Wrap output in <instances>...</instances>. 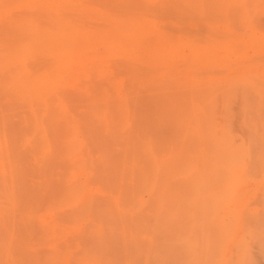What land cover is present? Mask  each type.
<instances>
[{"label": "bare ground", "instance_id": "bare-ground-1", "mask_svg": "<svg viewBox=\"0 0 264 264\" xmlns=\"http://www.w3.org/2000/svg\"><path fill=\"white\" fill-rule=\"evenodd\" d=\"M36 1L37 0H0V93L3 92L5 95L7 92L9 95L8 100L14 102V104L15 102H20L19 104H27L29 105L28 107H30L31 111L35 112V109L39 107L38 105H40V107L42 105L44 108H48L50 96L54 94L60 95L64 86H71L81 92H84L88 97L92 98L91 107L93 113L90 114V117L88 116L86 118H82L77 115L70 114L64 107H61V119H59V115L58 118L53 116L54 118L51 117V121L47 123L39 118V116H36L35 118L34 115L36 114L34 113L33 116L36 121H30V117H24V120L22 119L21 121L20 119V124L15 123V121L13 122L12 118L9 116H0V186L2 188V193H4L2 195H5L6 197V201L3 200L4 203L0 200L2 201L0 202V215L6 216V213L10 212L13 213L12 216H14V213L17 210L21 212V214L18 212L16 215L19 214V218L21 219L22 212L23 214L27 212L26 216L22 215V219L25 222V224H23L26 226L28 217L30 220L36 219L38 221L37 224H39L38 232H36L37 227L34 230H30L31 228L29 229L24 226L26 228L25 230L19 227L20 224H16V226L18 225L21 229L19 230L23 232L22 236L21 232L18 235L21 236L20 239L18 237V240L16 239L15 233V231L18 230L10 231V233L6 234L8 235L10 241L8 240V242L3 244V239L1 241L2 245L0 248L3 246V250H0V252H2L0 253L2 255V257L0 256V264H106L102 259V251L103 249H106L103 241L109 237L111 232H114L111 222V224H105L106 221V223H109L111 220H109V218L114 217L115 221L117 220L118 222L122 220V223L124 224L120 235L123 239L122 247L124 248L122 249H124L126 253L130 248H133L134 253L136 251L135 248L139 247L140 249V245L132 243L133 240H138L139 238L143 239L148 236L150 245H153L154 235L158 233L159 228L168 227L167 229H173L171 232L172 235L175 233V230H179L178 225L180 226L182 223L180 212H175V209L177 208H174L175 203L173 204L172 200V196H175L172 195V187L165 186L164 189L160 191V181L162 179L163 171L165 172V165L153 163L150 165L149 170H145V164L143 162L145 154L143 151L146 147V141L153 140V130L150 126L166 124V122H168L163 119L166 115L161 110H158L157 114L154 113V117L147 113L149 110L143 103L145 96L143 93L147 88L144 86H146L154 78V80H156V78L162 74L164 68L168 65V57L173 53L174 48H178L179 45L173 47L168 43L169 38L173 33L170 30L171 28H166L164 22L162 24V21L159 22L160 20L154 16L157 11L152 12V10H155V6L156 9L157 7L163 8L165 0H110V2L106 1L108 4L105 3V1H100V3L107 4L113 9V12L107 11V9L103 12L104 9L101 8L103 5H99L101 11L103 10L101 14L105 16H103L104 18L102 20L104 21L105 19L106 22H104L109 24L108 28L106 30L104 29L103 33L102 31L100 33L99 31L87 29V27H84L86 29L81 28L84 24H82L81 27H78L79 24L77 22L80 20L76 21L74 18V21L72 22L64 19V21L66 20L67 22L65 21L63 25L61 24V26H57L58 28L56 27V29L53 27L47 28L48 26L43 27L42 22H45L43 18H46L45 15L49 12V9L50 12L52 10L49 4L52 3L54 6L55 3L54 0H52L53 2H50L49 0L47 6V3H44V7H49V9H47L48 11L46 10V14H42L45 17L42 16V18H40L43 20L40 22V24L42 23L41 26L39 24L40 20H38V16V19L36 20L33 12H26L28 10L32 11L30 10L32 8L34 10L33 6H35V10L39 11V9H36L37 5L34 4ZM65 1L66 0L59 1V4L62 2L61 5H63L64 9L60 6L62 10L60 7V10H58L59 8L57 9L54 6L57 10L53 9L52 11L55 10L57 11V14L64 15L65 18H68V11L72 9L69 13L70 16L74 9L72 7L71 9L69 7L65 8ZM77 1H80L79 3L82 2V0ZM173 1L174 0H170L169 2ZM177 1L179 2V0ZM180 1L182 4H185V6L183 5L185 8H181V10L184 9L185 11L186 9L187 11V8H189L188 10H191L192 13L195 14L196 19L199 21V32L203 33L199 37L195 36L191 41L194 45V49H196L194 57L201 56L202 58L198 60L197 63L189 62L190 64H188L187 75L191 78L194 87H196V85L197 87L194 90H188L184 94L192 97V103L190 107L182 111V114L178 115V118L180 119L178 122H180V127L191 123L195 124L192 130H186L187 133H185V137L191 136V138L198 139L199 146L202 151L201 153H205V146L203 145L204 139L211 138L209 141L214 142L215 144L210 151L212 154L200 155V158L202 159L205 156L208 157L210 160L202 159L203 162L209 161L208 163L212 160L213 162H215V160H222V164L221 161H218L212 163V167L219 168L220 164V168L224 169H222L223 178L227 176L223 174L229 173L227 179L225 178L223 182L220 181L219 183L217 179H219L221 175L219 176L218 173L219 177L217 178L216 176L217 179H215V176H212L211 174L219 172L220 168L217 171H215V169V172L211 170V174L203 170L201 167H198L195 172H193V175L195 173L198 174V172L203 173L204 171L206 174L209 173L212 177V182L214 183L209 182L216 185L215 182L217 181V185L219 187L217 185L216 186L219 188V191L221 189L217 196L216 194L215 196H210L209 193L212 188H210L211 185L208 184V180H210V178L206 179L208 185H205V187L202 185V189L205 190L204 192L200 189L201 184L199 186V183H203L206 176L209 177L210 175L207 174L204 176L205 174H203L204 177L202 178L204 181L202 182V180H198L199 183L197 180L192 178L194 179L193 181L198 183L199 191L202 194L197 192V185L195 186L197 189L196 193H200L201 196H205L203 193H207L209 190L206 194V200L204 196H202L204 198V201L202 202V197L200 198L198 196L199 194H195L197 195V201L200 200L199 203L196 202L198 204V208L203 206L201 208H203L204 211H206L207 208L210 210V206L212 204L211 209H214V212L212 210V212L209 211L213 217L207 213L208 210L205 212L206 215L204 211L201 212L203 213L201 216L199 215L200 217L203 215L205 217L204 219L200 218V221H202L203 224V221H206L207 218L209 220L206 222L212 221V225H201V228L200 224L202 223L200 222L198 223L200 226L199 228L194 225L197 221L199 222L198 218V220L194 221V223L190 226L188 225V230L191 231V229H194L193 231L196 233L197 231H195V229L199 228V233L201 231V234H203L199 235L203 236V238L205 237L204 240H207V245L204 242L199 243V241H203V239L199 240V235H196L198 238L195 237L194 239L193 237L195 234L193 233V235H191L193 231H188L190 232V234L188 233V236L190 237V242L192 244L188 241L189 238H185L187 230L184 233L181 228L183 233L181 232V229L180 232L182 234L179 232L180 238L181 236L183 238V235L185 234L184 238L188 241V243H190L189 246L193 247H190V249H193L194 251L192 250L191 252L189 250V252L193 254H191V258L192 256L196 258L198 255L199 257L196 258V260L198 259L197 262L204 264L205 262L201 260V256L199 254L200 252H198V250L202 248L201 250L205 252L207 246L210 245V240L208 239L209 237L206 233L207 230H204L206 227H214L217 225V228H220V232L218 233L220 237L218 236L217 238L221 240L222 243L223 240L224 242H227L233 237L234 239L237 238L232 249L233 251L236 249L237 252H239V250L241 252V249L244 248V246H250L248 243H251V238L248 236L252 235V239L253 237L254 239H257L256 237L260 236L258 233L262 230V232H260L262 235L264 232L262 228H258V226L261 227L260 222L259 224H256L258 225L256 228H253V226L255 227L254 223L257 222H250L253 216L255 219L253 218L252 220H256V214H259L255 211V209L252 210L249 205V198L253 195L252 192L248 189H244L243 187L237 189V187L244 182L245 179L251 178L250 172L254 169L256 173H258L257 171L262 172L264 176V155H261L259 151H257L256 155H251L253 144L249 145L245 141L236 143L234 135L229 129L227 123H219L215 120L216 117H213L212 114L214 112L212 109L214 108L213 97L217 93V90L212 89V87L215 86L214 83L217 82V78L207 77L204 73H202V76L199 74L201 70L203 71L206 66L211 63H214L222 70H224L223 68H229L232 62L231 56L233 55V49L246 44L244 41L240 42L236 38H231V36L235 34L234 29H236L235 14L248 15V18L244 19L247 28L252 30V32L261 33L253 47L257 51L264 50V0ZM72 2L73 4H79L74 0H72ZM176 2L173 3L176 4ZM97 3L94 4L95 7L88 6V4L91 3H88L86 6L82 4L81 7L83 9L87 7L89 9L92 8L91 10L95 11L98 10L97 8L99 7ZM178 4L179 3H177V5ZM38 5H40V3H38ZM42 6L43 4L40 6L41 9ZM75 6L76 4H74V7ZM105 8L107 7L105 6ZM111 8L108 9L111 10ZM79 9L77 10L79 11ZM89 9L85 10L88 12ZM43 10L45 9H42V11ZM75 10L72 13H75L76 15ZM130 10L134 11L133 15ZM58 11L60 12L58 13ZM128 11H130V13H128ZM85 12L84 14H87V12ZM65 13H67V16ZM150 13H154L152 15L155 20L153 16H149ZM84 14H82V16ZM79 16H81V14H79ZM48 17L50 16L48 15ZM55 17L57 18L59 16L55 15ZM70 17L68 19H70ZM75 18L78 19L79 17ZM156 18L159 20L158 22L156 21ZM48 20H51V18H48ZM73 22H76L78 26H76V23ZM59 23H61V20ZM80 23L82 22L80 21ZM51 24L52 26L54 25L53 22ZM56 24L54 26H56ZM123 30L129 32L127 37L132 41L129 45V49L132 50L130 53L132 54L130 55V60L118 63L116 67L113 66L117 72L113 80H110L108 84L110 85V89L114 90L113 93L117 90V93L115 94L116 97H114L110 92V89L95 85L91 82V78L97 74L96 72L99 70L98 67L101 66L100 57L102 56H100L98 52V43L103 39V37H106V39H108V44L110 43L111 46H109L106 50L107 52L105 53L112 52V50L116 51L119 33ZM209 31L213 32L218 37H211V33L209 34ZM224 38L226 39L223 41L222 39ZM227 38L231 39L227 40ZM55 43L58 44L56 47L54 46ZM161 53L165 54V58H161L159 56ZM242 54H244V51L240 53V55ZM125 73L127 76H124ZM120 78L121 81H119ZM240 78L249 92L251 90L252 93L258 95L259 102L257 105L259 107L264 106V77H258L252 74L247 75L244 73ZM125 80L127 82L130 80L133 83H131L132 86H130V88L126 89V85L121 84V82H126ZM224 80L225 79H221L218 80V82ZM203 83L206 84L205 87H202ZM212 83L214 86H211ZM207 85L208 87L211 86V88H208ZM248 90L244 93L248 92ZM178 96H180L178 93L166 91L164 98L173 102ZM186 101L188 105V100L186 99ZM174 103L176 108L183 109L186 107V103ZM162 106L164 105L158 104L157 109ZM245 109H248L247 105H245ZM245 112L249 113L248 110ZM248 118L247 120L251 122V127H255L257 130L259 127L260 129L264 127V116L261 113H258L255 118ZM32 119L33 118H31V120ZM23 121L25 124L21 123ZM21 126H26L27 130L21 131ZM79 130L81 133H84V139L78 137L77 134L79 133ZM257 136L259 138L257 141L264 143V132L257 133ZM91 139L93 142L98 139L96 142V146L98 147L97 153L92 152L93 142ZM111 142L116 143L117 146L115 148L120 154L123 153L121 156L123 160H120L121 162L117 161L116 164L110 161L109 158V151L112 150L110 148ZM219 142H226L227 145H222ZM97 144H100V146ZM123 144H125L124 147H118L123 146ZM22 145L26 146V150L21 148ZM21 150H23V152ZM58 159H60V161H58ZM251 159L254 163L250 162ZM189 160L193 161L194 164L191 166H194V158H189ZM196 160L199 161L200 159L196 158ZM56 162L59 163V165H56ZM71 163L75 164L74 168L70 167ZM208 163L205 164L208 165ZM196 165L198 166L199 163H196ZM58 166H62L61 171L59 172L62 173V177L59 178L55 176L56 168ZM191 166L188 167L187 165V169L189 168L193 170L194 167H192V169L190 168ZM209 166L211 168V165H208L207 167L206 165L204 166L203 163V168L207 167L205 169H208V171L210 170ZM200 168L203 172L202 170H198ZM189 169L187 171L191 172ZM79 170L86 172L89 179L94 182L99 189H101V191L106 195V198H110V201L108 200L109 202H106L109 203L107 207L106 204H102L101 201L100 203L97 202V197L95 198V196L85 197V192L87 191L86 183L75 178V172ZM222 170H220V173ZM118 172H122L121 176ZM254 172L251 173L253 174ZM168 174H171L174 181L176 180L175 177L177 173H174L172 166L169 167ZM213 178L216 181H214ZM30 179L33 180L31 183L29 181ZM129 179L131 180V183L128 182ZM220 180H222V178H220ZM193 181H190V188L193 186ZM191 182L193 183L191 184ZM134 183L137 184V186ZM206 187H208V189H206ZM31 188L33 191H38L40 193H35V195L32 196L33 192L29 194L28 191ZM192 188L194 190V187ZM217 188L213 186L212 190H217ZM262 189L264 191V184ZM146 191L149 194L148 200L144 198ZM188 191L186 195L190 196L193 191L190 190L192 192L189 191V195ZM42 192L45 195L51 192L53 197V200L51 201L52 203L46 207L43 212H41L42 210L36 211L37 209L35 210V208L37 206L33 208L34 203L37 201L39 202L40 199H38V197L42 194ZM214 193H216V191H214ZM214 193L211 192V194ZM181 194L182 193H180V196L184 197V195ZM186 195V199L183 200L184 202L185 200L188 201L194 199V193L193 197H191L193 199H187ZM208 196L213 197L210 198L211 201L208 199ZM263 197L264 196H262V198ZM98 200L101 199L99 198ZM195 200L196 199H194V201ZM7 201L8 203L5 204ZM194 201L190 202L193 203ZM205 201L210 203V206L206 205ZM177 202L178 201H176V203ZM200 202L202 204L204 202L207 208L204 204L200 205ZM260 202H262V200ZM186 203L187 202H185V205L189 206V204ZM191 203V210L194 212V210L196 211L198 208H193L194 206H197H192ZM23 204L26 205L24 206L26 207L24 210L21 208ZM238 204H242V207L239 208ZM262 205L264 204L262 203ZM187 206H185V208L188 209ZM65 207L67 208L66 210L61 213L58 212L59 209ZM179 207L181 208L183 206ZM20 208L22 211H20ZM109 209L110 211L112 210L111 214H109ZM184 210L185 209L180 211ZM188 210H190V208ZM191 210L189 212H191ZM199 210L200 209H198V211ZM163 211L167 215L161 216ZM51 212H55L53 219L50 222L46 221L44 218L45 215ZM175 213H177V216L180 214L179 217L181 220L179 217L176 218L178 220L176 222L179 223L176 226L178 229L174 230V223H176L174 222L176 220ZM196 213L197 211L191 215H196V217H198V213ZM145 216L147 217V220L145 219ZM187 216L190 217V214L187 213ZM232 216H235L240 222L236 227H232L229 222V218ZM9 217H11V214ZM17 217L15 216L16 219H19ZM24 217L27 218L24 219ZM11 219L14 220V217L10 218V220ZM16 219L14 221L15 223L17 221ZM3 220L6 221V219ZM193 220L191 222H193ZM11 221L9 222L10 224ZM83 222L88 226H81L80 224ZM188 222L191 223L190 221ZM0 223L2 224L3 222L1 221ZM5 223L7 226L10 225L7 222ZM23 224L21 223V225ZM192 225H194V228H192ZM251 225L252 227H249ZM11 226H13V224H11L9 228ZM55 226L58 228L56 229ZM248 227L257 229V236L255 235L256 233L251 234V232L248 231ZM262 227L264 228V226ZM209 229L210 228H208V230ZM7 232H9V230ZM246 232H250V234H246ZM27 233L34 236L37 234L38 236L32 240H28L26 236L28 235ZM244 233L248 236H245ZM94 234H96V239L93 237ZM179 234L174 235L175 238H178ZM206 236L208 238H206ZM243 237L244 239L246 237L248 239L250 238V241L246 240L247 245H245V241L243 242ZM175 238L171 240V245L169 243L170 247L165 249L166 252L163 254V258H165L166 254L170 255L168 252H171L172 254V245L175 243ZM85 239L93 245L90 246L85 244ZM19 240H21L22 243L19 242ZM183 240L184 239H182V242L179 240L181 246L184 242H186V240ZM222 243L219 247H216V250L220 249V252L218 251L219 254L213 253V255L215 254V257L218 255L220 256L215 259L214 256H212L211 262H214V264H231V257H235L236 254L234 255L230 253L232 250L230 251L229 248L231 246L229 244L222 245ZM242 243H244L243 247H241V249H237V247H240L238 246L239 244L242 246ZM200 244L202 245L201 247H199ZM260 246L262 248V244ZM210 247L211 246L208 248L209 250L207 249L208 251H211ZM182 248L181 250L183 251ZM96 249L99 250L96 251ZM17 250H20L21 253L19 251L17 252ZM77 250L83 251V255L81 257H75L77 254L75 251ZM244 250L245 252L247 251L245 248ZM42 251L44 252L42 253ZM139 251H142V254L140 253L141 256L145 252V250L143 252V249L137 250V252ZM137 252L135 254H137ZM126 253L124 252L123 256H125L124 254ZM229 253L232 254L230 255V259ZM249 253H251V251L248 252V254L246 253L247 255L244 252L240 253V258L237 262L239 264H247L248 260L251 261L252 258L251 260L248 259L249 256H251ZM128 256V258L125 257L127 260L122 257L124 261L119 258V261L122 260V263H120L123 264V262H125V264H134L137 259L132 261L130 254ZM141 256L139 257L141 258ZM236 256L237 258L239 257L238 255ZM188 257L190 258V255ZM134 258L135 257L133 255V260ZM159 258H161V256ZM194 258H192V260H194ZM213 259H218V261L216 262ZM234 259L235 258H233V260ZM233 260L231 262H233ZM119 261L116 260L114 262L113 260L111 264H120ZM186 261H188V264H200L195 263V260L194 263L193 261L190 263V260ZM234 264H237L236 260L234 261ZM248 264L250 263L248 262Z\"/></svg>", "mask_w": 264, "mask_h": 264}, {"label": "rangeland", "instance_id": "rangeland-1", "mask_svg": "<svg viewBox=\"0 0 264 264\" xmlns=\"http://www.w3.org/2000/svg\"><path fill=\"white\" fill-rule=\"evenodd\" d=\"M37 1H41V2H37ZM37 1H36L37 4H36V2L34 3L35 5L38 6V7L36 6V9H39V11H40V9H41L40 6L43 4L42 9H45V10L42 11V9H41V11L39 12L38 10H35V6H33L34 10L32 8V9H30L32 11L28 10L26 12H30V13L33 12L34 18L36 17L35 18L36 20L39 17V19H38V20H40L39 24L43 20L45 22L49 21L48 23L47 22L46 23L42 22L43 24L41 23L43 25V27H47L48 26L47 28H50V27L52 28L53 27V28L56 29L57 26L59 27V25L61 26V24L62 25L64 24V22L66 21V20L64 21V19H67V21L69 20V21L72 22V21H74L73 20V18H74V19H76V21L80 20L82 22V23H80V21L77 22L79 24V26H78V24L76 22H73V23H76V26L81 27L82 24H84V26H82L81 28L87 27V29H91L93 31H99L100 33L102 31V33H103L104 29L106 30L108 28L109 24L105 23L106 22L105 19H104L105 22L102 20L105 16L101 14L102 11H103V10L101 11V8L104 9L103 12H105L106 9H107V11H112L113 12V9L109 5H107L108 3L106 2V1L110 2V0H84V1L82 0L81 3H79L80 1L78 2L77 0H74L75 2L79 3V4L74 3V4H76L75 7H74V4H73L72 0H70L72 2V5H71V2L69 0H66L65 3H64V5H65L64 7L65 8L69 7L71 9V7H72L74 10L76 9L75 10L76 11V15H75V13H72L74 10L71 12L70 16H72V17L69 16V13H70V11L72 9L70 11H68V18L70 17V19H72V20H70L68 18H65L64 15L57 14V11H55V10H54L55 12L52 11L53 9H56V8L58 9L60 6L63 8V5H61L63 1L59 4V1H61V0H54V3H55L54 6L56 8L52 5V3H50L49 5H50V7L52 9L51 12H50L49 7H44L45 6L44 3L45 4L47 3L46 4V6H47L48 3H49V0H47V1H45V0H43V1L42 0H37ZM97 1H98V3H97ZM100 1L101 2L105 1V3H107V4L100 3ZM112 1H114V0H112ZM169 1L170 0H165V3H164L165 5L163 6V8L162 7L161 8L157 7V9H156L155 8L156 6H155L154 7L155 10L154 11L152 10V12H156L157 11L158 14L157 13H155V14L154 13H150L149 16L151 17V16H153L152 14H154V16L157 17L160 20L159 21L156 18L157 22L158 21L159 22L162 21L161 23L163 24V22H164V25L166 26V28H171L170 30L173 33L171 34V37L169 38V42L168 43L170 45H172L173 47L176 46V45H179V46H178V48L175 47L174 50H173V53L168 57V65L164 68L162 74L160 76H158L156 78V80H154L155 78L154 79L152 78L153 80H151L146 86H144L145 88L146 87L147 88H146V91L144 90V93H143L145 95L144 99H143V103L145 104V106H147V108L149 110L147 113L150 116L154 117V113L157 114V111L161 110L166 115L163 119L165 121H168V122H166V124L150 126V128H152V130H153V140H147L146 141V147H145V150L143 151L145 153L144 157H143V162L145 164V167H144L145 170H149L150 169V165L153 164V163L154 164L155 163H159V164H164L165 165V172L163 171L162 179L160 181V191H162L165 186L172 187V195L176 196V200H175V196H172L173 204L175 203L174 204V206H175L174 208H177V209H175V212L179 211L180 214H181V215L178 214V216H177V213H175L176 214L175 219L178 218L179 215H180V217L182 218V223L180 221L181 224L179 226L178 225L179 222H176L178 220L176 219L174 221V222H176V223H174L175 224L174 230L178 229L176 227L177 225L179 227V230L178 231L175 230L174 231L175 233L172 234V235H171V232H172L173 229H171V228L167 229L168 227L159 228L158 233L154 235V243H153V245H150V243L148 241L149 240L148 236H146V238H143V239L139 238L138 240H133L132 243L140 245V249H139V247H137L138 249L135 248L136 249L135 253L137 252V250H142L143 249V252L145 250V252H144L145 254L143 253V255H142L144 257V259H143V257L140 255V253L142 254V251H139V252H137V254H135L133 248H130L127 253H126V251L124 249H122L124 247H122L123 239L121 238L120 233L122 231V228L124 227V224L122 223V220H120L119 222L116 220L117 221L116 222L114 217L109 218V220L111 219L112 221L108 220L109 223H106L107 222L106 221L105 224H111L112 223V225H113L112 228H113L114 232L113 233L111 232L109 234V237L103 241L105 243V248L106 249L105 250L103 249V251H102V259L105 261L106 264H111V262L113 260H114V262L116 260L119 261V258L122 259V257L124 259L129 254H130V257L132 258V261H135V259H137L136 260L137 262L135 261L134 264H188L187 263L188 261H186V260H190V263L192 261H193V263L195 261H196L195 263H200V262H197L198 259L196 260V258L199 257V256L197 255V257H196L194 255L196 258H194L192 256V258H194V260H195L194 261L191 258V254L192 253L189 252V250L192 252L193 249H190L191 246H189V245H190L191 242H190V237L188 235L194 229H191V231L188 230V225L190 226L192 223H194V221H197L198 218H199V222L197 221L194 225H196L199 228H200L201 225H208V224L212 225L211 224L212 221L206 222V221L209 220L207 218H206V221L205 220L203 221L204 224L202 223V221H200V218H202V219L205 218L204 215L202 217H200L203 214L201 212L204 211V209L201 208L203 206H200V208H198V206H197L198 204L197 203H199L200 200L197 201V198H196L197 195H195V194H199L198 196L200 198L202 196H204V195L201 196L202 193L199 191V186L201 184V186H200L201 188L200 189H201L202 192H204L205 190L202 189V185L205 187V185L209 184V185H211L210 188L212 187L211 188V192L214 193V191H216V193H214V194H211V192H210L209 193L210 196H212V195L215 196V194L217 196L218 193L221 191V189L219 191L218 190L219 188H217L218 182L219 183H220V181L223 182L225 180V178L227 179V176L229 174V173L225 172L226 174H223V175H227V176L226 177L224 176L225 178H223L222 173H223L224 169L222 168L223 169L222 170L220 168L221 167L220 164H219V168H220V170H222L221 173H220V170H219V172H215V171H217L219 169L218 167H215V168L212 167V163L221 161V164H222V162H223L222 160H215V162H213V160H212V161H210V163H208L209 161L208 162L207 161L203 162V160H202V159L210 160L208 157L205 156L202 159L200 158V155L212 154L210 151L215 146V144H214V142L209 141L211 138L204 139L203 145L205 146V148H204L205 153H201L202 151H201V148L199 146L198 139L191 138V136L185 137V133H187L186 130H192L193 126L195 124L191 123L189 125H183L182 127H180V125H179L180 122H178V121H180V119L178 118V115L182 114V111L184 109H187L188 107H190V105L192 103V97H190L188 95H184V94L188 90H190V89L194 90L197 87V85H196V87H194V84H193L191 78L187 75L188 64H190L189 62H196L197 63L198 60H200L202 58L201 56L194 57V53H195L196 49H194V45L191 43V41L194 39L195 36H198V37L201 36L203 32H199L200 31L199 28H198L199 21H198V19H196L195 14H193L191 10H188L189 8H187V11H186V9H185V11H184V9L181 10V8H185V7H183V5L185 6V4H182V2L180 0H179V2L177 0H174L173 2L177 1L176 4L173 3V2H169ZM50 2H53V1L50 0ZM66 2H67V4H66ZM38 3H40V5H38ZM88 3H91V4H88ZM96 3L98 4V6L99 5L100 6L103 5V6L101 8L99 6L97 8L98 10H95V11L93 10L92 11L91 7H95L94 4H96ZM177 3H179V4L181 3V4L177 5ZM82 4H84L85 6L87 4H88V6H91L90 7L91 9H89L88 7L85 8V9H89L88 10L89 13L85 9H83L81 7ZM57 5H58V7H57ZM104 5L107 8H105ZM149 5H151V4H149ZM181 5H182V7H181ZM77 6H79L80 9ZM52 7H54V8H52ZM60 8L58 10H60ZM62 8H61V10H62ZM108 8L109 9L111 8V10H109ZM47 9H49V12H47V14H46V10ZM77 9H79V11L81 13ZM83 10H85L87 12V14H84L85 11H83ZM34 11H37L39 13L34 12ZM130 11L132 12L131 14L133 15L134 11L133 10H130ZM130 11H128V13H130ZM59 12L60 11H58V13ZM44 13L46 14L45 16H46L47 19L43 18V20H41L40 18H42V16H44V15H42ZM50 13H51V15H50ZM66 14L67 13H65V15ZM79 14H81V16H79ZM82 14H84V15L82 16ZM107 14H109V13H107ZM48 15L50 17H48ZM55 15L56 16L58 15L59 17L56 18ZM154 16H153V18H154ZM75 17H79L80 19L79 18L77 19ZM48 18L49 19L51 18V20H53V21L48 20ZM53 18H55V19H53ZM246 18H248V15L235 14V20H236L235 21V26H236V29H234L235 30V34L232 35L231 38H236L240 42L244 41V42H246V44L242 45L241 47H236L235 49H233V53H232L233 55L231 56V59H232L231 66L229 68H223L224 70H222V69H219V67L217 65H215L214 63H211V64H208L203 71L201 70L199 72V74L202 76V73H204V75L207 76V77L217 78V82L214 83L215 86L213 85V83L211 84V86H214V87H212V89L217 90V93L213 97L214 108L212 109V111L214 112V113L212 112L213 113L212 115H213L214 118L216 117L215 120H217L219 123H223V122L227 123L229 129L231 130L232 134L234 135V139H235L236 143H241L242 141H245L249 145L253 144L252 145V149H251L252 150V154L251 155H256L257 151H259L261 153V155H264V143L257 141L259 139L258 136H257V133H263L264 132V127L261 128V129L259 127L258 130H257L255 127H251L250 126L251 122L247 120L248 117L250 119L251 118H255L258 113H261L264 116V106H260L259 107L257 105V103L259 102L258 95L252 93L251 90L249 92V90L245 87V85L242 83V80L240 78L242 76V74H244V73L247 74V75L252 74V75H256L258 77H264V50L257 51L253 47L254 44H256L257 38H259L261 33L260 32H256L255 33V32H252V30L248 29L246 24H245V22H244V19H246ZM56 19H58V20H56ZM60 20H61V23H59ZM154 20H155V18H154ZM50 22L51 23L53 22L54 25L56 23H59V24H56V26H54V25L52 26V24ZM84 29H86V28H84ZM210 33H211V35H210L211 37H218L213 32L209 31V34ZM26 34H28V33H26ZM128 34H129V32H127L126 30H123V31H121L119 33V39L117 40L118 41V46H117V50L116 51H113L111 49L112 52L105 53V52H107L106 50L109 48V46H111L110 43L108 44V42H107L108 39H106V37H103V39L98 43V46H97L98 52H99V55L102 56V57H100L101 66L98 67L99 70H98V72H96L97 74H95L91 78V82L92 83H94L97 86L107 87L108 89H110V85L108 83H109L110 80L111 81L113 80V78H114V76H115V74L117 72V71H115L113 66L116 67V65L118 63H121L122 61L130 60V58H131L130 55L132 53H130V52L132 50L129 49V45L131 44L132 41H131L130 38L127 37ZM231 38H227V40H229ZM225 39L226 38H224L222 40L224 41ZM57 45H58L57 43L54 44L55 47ZM242 51H244V54L240 55V53ZM159 56L161 58H165V54L161 53V54H159ZM124 76H127L126 73H125ZM221 79H225V80L218 82V80H221ZM119 81H121V78H120ZM131 83L132 82L130 80H128V82L127 81L126 82H121L122 85L123 84L126 85L125 86L126 89L130 88V86H132L133 83L132 84ZM205 83H203L202 87L206 86ZM211 86H209V87L211 88ZM207 87H208V85H207ZM100 89H101V87H100ZM140 89H142V88H140ZM246 90H248V92L244 93ZM0 91H1V89H0ZM127 91H129V90H127ZM166 91L178 93L180 96H178L172 102L171 100H167V99L164 98V95H165ZM110 92L113 94L114 97H116L115 94L117 93V90H115V93H113L114 90L110 89ZM0 94H1V97H0V116L1 115L9 116V117L12 118V121L13 122L15 121V123H17V124L20 122V119H21V121H22V119L24 120V117H27V118L30 117V119H29L30 121H33V120L36 121L35 120L36 116H39V118H41L42 120H44V122H47V123H49V121H51V117H53V116L56 117V118H58L60 116L59 119H61L62 118V116H61V112H62L61 107H64L70 114H74V115H77V116L82 117V118H86L88 116L90 117V114L93 113V110H92V107H91L92 98L88 97L84 92H81L80 90L76 89L75 87H71V86H64L63 90L60 92V95L54 94V95L50 96L49 97V102H48V108H44L42 105H41V107H40V105H38L39 107L35 106V107H37V109H35L37 112L36 111L32 112L30 107H28L29 105H27V104L25 105L23 103L19 104L20 102H15V104H16L15 105L14 102L8 100L9 99V95H8L7 92L5 93V95H4L3 92H1ZM186 99L188 100V105H187ZM174 102H179L181 104H185L186 103V107L183 108V109L176 108ZM11 103H13V104H11ZM158 104L164 105V106H162L161 108L157 109ZM245 105H247L248 109H245ZM246 110H248L249 113H246L245 112ZM34 113L36 115H34ZM33 115L35 116V118H34ZM101 117H103V116H101ZM31 118H33V119L31 120ZM17 119H18V122H17ZM61 122H62V120H61ZM21 123L25 124L24 121L21 122ZM17 127H18V125H17ZM26 130H27L26 126H23V127L21 126V131H26ZM82 133L79 130V133L77 135H78V137L84 139V133L83 134ZM97 141H98V139L95 142H93V140H92V142H93L92 143V147H93L92 152L93 153H97L98 152V147L96 146V142ZM219 143L222 144V145H227L226 142H219ZM97 145L100 146V144H97ZM124 145L125 144H123V146H118V147H124ZM110 146H111L110 148L112 149L111 151H109L110 161H112V162H114L116 164L117 161L123 160L122 157H121L123 155V153L120 154L115 148L117 146L116 143L111 142ZM21 148H23V150H26V146H24V145H22ZM23 150H21V151L23 152ZM189 158H194V162H195L194 166H191L194 163H193V161L189 160ZM196 158H199L200 160L198 161V160H196ZM58 161H60V159H58ZM250 162L254 163V161H252V159H251ZM196 163L197 164L199 163V165L197 166ZM203 163H204V166L206 165L207 167H208V165H211V168L209 166V168H210L209 171H208V169H205L207 167L203 168ZM205 163H208V165L205 164ZM56 165H59V163H57ZM187 165H188V167L191 166L190 168L194 167V169L192 168L194 171L188 168L189 170H191L192 173L190 171H187L188 170L187 169ZM171 166L173 167L174 173H177L176 177L178 176L177 178L175 177V179H176L175 181H174L173 177L171 176V174H168L169 173V167H171ZM70 167L74 168L75 164L71 163ZM198 167H201L203 170H205V171H207L209 173H210L211 170L214 171L216 169L214 171L215 174L214 173H212V174L210 173V174L212 176H215V179H217L221 175L219 177V179H217L218 182L213 178L214 181H216L215 183H216L217 186L215 184H211V183H214V182H212L211 175L209 173H207L210 176L209 177L206 176L207 175L206 172L204 171L205 172L204 173L201 168L198 169V170H202L203 173L196 171V172H198V174L195 173L193 175V172H195V170ZM61 168H62V166H58L56 168L55 176L58 177V178L62 177V173H59L61 171ZM252 170H253V168H252ZM254 171H255V169L253 171H251V172H254ZM251 172H250L251 178L250 179H245V181L242 182L237 187V189H239L240 187H243L244 189H248V190H250L252 192L253 195L250 196V198H249V202H250L249 205H250L252 210L255 209V211L258 212L259 214L258 215L256 214V216H257V217L255 216L256 220H252L254 218L253 215H255V214H253L252 215L253 218H251L250 222L251 221H252V223H254L253 221L257 222V223H254L255 227L253 226V228H256V226H258L256 224H259V222H260L261 227L258 226V228L259 229L262 228L264 230V228L262 227V226H264V209H263L264 205H262V203L264 204V202H263L264 197L262 198V196H264V191L262 189L263 188V184H264V179H263L264 176H263L262 172H259V171H257L258 173H256V171H255L254 172L255 174L254 173L252 174ZM121 173L118 172V174L120 176H121ZM218 173H219V176H218ZM203 174H205L204 176H206V178H205L206 184H205V181L202 178V177H204ZM196 175H200V176H196ZM252 175H254V176H252ZM190 176H193V177H190ZM194 176H196L197 178L194 177ZM216 176H217V178H216ZM262 176H263V178H262ZM75 178H77L78 180L86 183L87 191L85 192V197L95 196V198L97 197V202L100 203V201H101V203L102 204H106V207H107V205L109 203H106V202L110 198L109 199L106 198V195L101 191V189H99V187L94 182H92L89 179V176H88V174L86 172L80 171V170L76 171L75 172ZM192 178L197 180V182H198V180L199 181L202 180V182L203 181L204 182L203 183H199L198 182L199 183V186H198V183L193 181L194 179H192ZM207 178H210V180H208V184H207V180H206ZM220 178H222V180H220ZM188 179H190V180H188ZM191 180L194 183L191 182V184L193 183L192 184L193 186H191V188H190V181ZM29 181L31 183L33 180L30 179ZM188 181H189V183H188ZM128 182L131 183V180L129 179ZM135 185L137 186V184H135ZM196 185L198 186V187H196V188H198V190L195 188ZM212 185L215 186V188H217V190H215V189L212 190L213 189ZM192 187H194V190H193ZM208 187H206V189H208ZM188 188L190 190H192L193 192L190 191ZM56 190H59V189H56ZM188 190L190 192H192V194H190V196L186 195ZM196 190H197V192H200L201 194L200 193H196ZM28 191H29V194L33 192L32 196L35 195V193H37V194L40 193L38 191H33L32 188L29 189ZM189 191H188V195L190 193ZM183 192L184 193L186 192V193L184 194ZM208 192H209V190L207 191V193ZM49 193H47L45 195L42 192V194L39 195V197H38V199H40L39 202L37 201V202L34 203V206L32 205L33 208H35L37 206L35 208V210L37 209L36 211H38V210L41 211L42 210L41 212H43V210L52 203L51 202L53 200L52 193L51 192H49ZM173 193H176V194H173ZM180 193H182L184 195V197L180 196ZM193 193H194V199H196L195 201H194L193 198H191V197H193ZM207 193L206 192L203 193V194H205V196H204L205 200L207 198L206 197ZM2 194H4V193H2V188L0 186V200L6 201L5 200L6 199L5 195H2ZM43 194H44V196H43ZM185 195L187 196V199H189V198L193 199V200H188V201L185 200V202H187L190 207L185 205V202L183 201L184 199H186ZM210 196H208V199L213 198V197H210ZM107 197H109V196H107ZM178 197H179V199H178ZM180 197H181V199H180ZM99 198L101 200H98ZM144 198L146 200L149 199V194H148L147 191L145 193V197ZM204 198L202 197L201 202L204 201ZM261 200H262V202H260ZM2 201H0V202H2ZM4 201H3V203H4ZM176 201L180 202L181 205L178 202H177L178 203L177 204ZM190 201H194V202L191 203ZM207 201H205V204L210 206V203H208ZM210 201H211V199H210ZM201 202H200V205L202 204ZM6 203H8V201L5 202V204ZM190 203L192 204V206H194V205L197 206V207L194 206L193 208L200 209L199 211H198V209L196 210L197 213H198V217H196V215H193V216L191 215L192 213L194 214V212H196V211L194 210V212H192L193 210H191ZM194 203H196V204H194ZM176 204H177V206H176ZM203 204H204V202H203ZM3 206H4V204H3ZM24 206H26V205L23 204L21 206V208H23L22 210H24L26 208ZM179 206H183V207L180 208ZM185 206H187L188 209L190 208L191 212H189L190 210L185 208ZM259 206H261V207H259ZM104 207H105V205H104ZM238 207L241 208L242 204H238ZM21 208H20V211H22ZM206 208H207V206H206ZM211 208H212V204L210 206V210H208V208H207L206 211H204V213L207 212V210H208L207 213H209L211 215L210 212H212L214 210V209L212 210ZM66 209H67L66 207L62 208V209H59L58 212L61 213V212H63ZM183 209H185L184 211H186V212L180 211V210H183ZM201 209H203V210H201ZM18 212L19 211L16 210V212L14 213V216H12L13 213H10V212L6 213V216L5 215L4 216L0 215V222L1 221L3 222L2 224L0 223V236H1L0 237V246L3 243L8 242V240L10 241V239L8 238V235H6V234L10 233V231L18 230V231H15L17 240H18V237L20 239L21 236L23 235V232L20 231L21 229H25L26 230V228H29V229L31 228L30 230H32V229L34 230L37 227L36 228V230H37L36 232H38V229H39V224H37L38 221L36 219H31L30 220L29 217L28 218L24 217V219L27 218V222H28V224L26 222V226H25L24 225L25 222L22 219V217H23L22 215L26 216L27 212L24 213V214L22 212L21 219L19 218L20 217L19 214H21V212H19V214L16 215V213H18ZM111 212H112V210L110 211V209H109V214H111ZM183 212H184V214L182 215ZM187 213L190 214L191 218L189 216H187ZM10 214H11V217H9ZM54 215H55V212L47 213L44 218L46 219V221L50 222L53 219ZM165 215H167V214H165V212L163 211L161 213V216H165ZM205 215H206V213H205ZM15 216L16 217L18 216L17 218H19V219H16ZM8 217H9V220H8ZM13 217H14V220L11 219L12 220L11 221L10 218H13ZM180 217H179V219L181 220ZM211 217H213V216L211 215ZM211 217H210V219H211ZM188 218H189V220H188ZM3 219H6V221L3 220ZM15 219L17 220L16 223L14 222ZM145 219L147 220L146 216H145ZM190 219H192V220L194 219L193 222H191L192 220H190ZM10 221H11V224H13V226H11L12 229H11V227L9 228V226L11 225L9 223ZM19 221L22 224L23 223L24 224L21 225V223ZM30 221H32V222H30ZM188 221H190L191 223H189ZM5 222L9 223L10 225L7 226ZM34 222H36V223H34ZM200 222L202 224H200V226H199L198 223H200ZM229 222L231 223L232 227H236L240 223L235 216H232L231 218H229ZM16 224H18V225L20 224L21 226L19 225V227H21V229L18 227V225L16 226ZM5 225H6V227H5ZM29 225L30 226L32 225V226L30 227ZM36 225H38V226H36ZM80 225L83 226V227H87L88 226L84 222L82 224H80ZM171 225H169V226H171ZM194 225H192V228H194L193 227ZM252 225L249 226V227H252ZM196 226H195V228H196ZM16 227H18V228H16ZM55 227H56V229L58 228L57 226H55ZM110 227H111V225H110ZM6 228L9 230V232H7L8 230ZM181 228L183 229L184 233L187 230L186 236H188V237H186L185 234H184L183 238H182V236H181V238L184 239V240L189 238L188 241L190 242V243H188V241L186 240V242H184L185 245L183 243L182 246H181V243L179 242V240L182 242V239L180 238V234H179ZM189 228H191V227H189ZM199 228L195 229V231H197L196 233H198V234H196L194 231L191 234V235H193V233L195 234L194 237L192 236L194 239H195V237L198 238V236H196V235L201 234V231L199 233V230H198ZM201 228H202V226H201ZM208 228H210V229L208 230ZM208 228L206 227V229H204V228L203 229L208 231V232L206 231V233L208 234L209 238L207 236H206V238H208L210 240V241L209 240L208 241L210 242L209 246H211L210 247L211 251H208L209 250L208 249L209 246H207V248L205 247L206 248L205 252L203 250H201L202 248H200L198 250V252H200L199 254L201 256V260H203L205 262L204 264H210L212 256H214V259L216 257L220 256V255H218V256L215 257V254L213 255V253H216V254L218 253L219 254L220 249L216 250V247H219L221 245V243H222V241L217 238L219 236L218 233L220 232V228L218 229L217 225L214 226V227H210L209 226ZM253 228H249V230H248V231L251 232V234H255L256 233L257 229H253ZM182 229H181V232H182ZM250 229L255 231V232L251 231ZM25 230H23V231H25ZM188 231H190V232H188ZM20 232H21V236H18L20 234ZM250 232L249 233L246 232V234H250ZM257 232H259V231H257ZM260 232H262V230ZM260 232L258 233V235H260L258 237H256L257 233L255 234L256 236L253 235V236H255L257 238V239H254V237H253L254 240L251 237L252 235L248 236V235H246L244 233L245 236H248V237L251 238V239L249 238L251 240V243L250 242L248 243L250 246H247V247L244 246V248L247 251L249 250L248 252L251 251V253H249V255H251V256H249L248 259L251 260V258H252V260L249 261L247 259L250 264L251 263L252 264H264V244H263L264 243V232L262 233V235L260 234ZM27 234L28 235H26V234L25 235L27 236L28 240H32L33 238L38 236L37 234H35V236L30 234V233H27ZM29 234H30V238L31 239L29 238ZM176 234H179L178 235L179 240H178L177 237H176L177 239L175 238L174 235H176ZM207 234H205V235H207ZM201 235H203V234H201ZM184 236H185L186 239L184 238ZM93 237L96 239V234H94ZM199 237H200L199 240L203 239V241L201 240V241H199V243L200 242H204L207 245V243H206L207 240H204L205 237L203 238V236H200V235H199ZM244 237H243V242L245 241L244 243H246V240L250 241L247 237L245 239H244ZM173 238H175V240H174V242H175L174 244L175 245L174 244L172 245L173 252H172V254H171V252H168V253H170V255L166 254L165 258H163L164 257L163 254H165V252H166L165 249L170 247L169 243L171 245V242H172L171 240ZM2 239H3V241H2ZM5 239H6V241H5ZM194 239H193V241H194ZM236 239H234V237H233L232 239H229L227 242H224V240H223L222 245H224V244L228 245L229 244L231 246L229 248L230 251H231L233 249L234 243L236 242ZM1 241H2V244H1ZM94 241H96V240H94ZM128 241H130V240H128ZM19 242L22 243L21 240H19ZM84 243L87 244V245H90V246L93 245L86 239L84 240ZM244 243H242V246H241V244H239L238 246H240V247L239 248L237 247V249H241V247H243ZM196 244H198V243H196ZM201 244H200L199 247H201L203 245V244L202 245ZM261 244H262V248L260 246ZM245 245H247V243ZM185 246H186V249H187V250L185 249L186 252L184 251ZM203 246H205V245H203ZM188 247H189V249H188ZM213 247H214L215 251H214ZM181 248L183 249V251L181 250ZM191 248H193V247H191ZM197 248H198V246H197ZM244 248L241 249L242 250L241 252H240V250H239V252H237L236 249H235L236 252L232 250L230 253H232L234 255L236 254L238 256L242 252H244L245 254L246 253L248 254L247 251L245 252ZM0 250L1 251L3 250V246L0 248ZM98 250L99 249H96V251H98ZM195 250H196V247H195ZM18 251L20 252V250H17V252ZM123 251L126 253V254H124L125 256H123V253H124ZM43 252L44 251H42V253ZM75 252H77V254L75 255V257H77V258L81 257L83 255V251L82 250H79V251L77 250ZM183 252H184V254H183ZM196 252H197V250H196ZM0 253H2V252H0ZM230 253H229V259L231 257L230 255H232ZM138 254H139V256H141V258L138 256ZM157 254L160 255L161 258H159L160 256H158ZM188 254L190 255V258L188 257L189 256ZM133 255L135 257L134 260H133ZM236 255H235V257L234 256L231 257V260H230L231 264L232 263L234 264L235 260H236V263L239 264L237 262V260L239 261L240 256L237 258ZM0 256L2 257L1 254H0ZM136 257H138V258H136ZM127 258H125V259L127 260ZM233 258H235V259L233 260ZM246 258H247V256H246ZM218 259H216L214 261L217 262ZM122 260L119 261V263L120 262L122 263ZM128 260H130V259H128ZM232 260H233V262H231ZM0 261H1V258H0ZM248 262H247V264H248ZM123 264H125V262H123ZM211 264H214V262L213 263L211 262Z\"/></svg>", "mask_w": 264, "mask_h": 264}]
</instances>
